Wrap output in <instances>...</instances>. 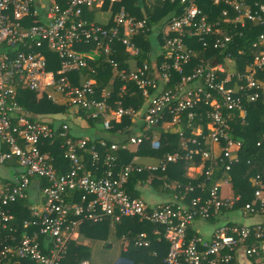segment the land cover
<instances>
[{
  "label": "built area",
  "instance_id": "built-area-1",
  "mask_svg": "<svg viewBox=\"0 0 264 264\" xmlns=\"http://www.w3.org/2000/svg\"><path fill=\"white\" fill-rule=\"evenodd\" d=\"M63 1H66L64 7L59 0H51L48 20L43 21L33 12L36 0H0V140L8 148L0 152V163L16 160L21 167L18 179L12 184L0 179V226L12 233L11 244L0 251L1 258L12 264L27 260L35 264H62L71 235L80 223L114 225L124 219H137L153 225L154 234L168 243L162 264H264L261 257L264 223L245 224L224 218L227 213L264 216L263 176L258 174L252 178L256 187L254 200L242 207L238 208L241 196L226 198L221 194L222 187L231 182L230 172L241 162L242 142L232 138V122L238 113L243 122L246 121L245 101L255 104L264 100V81L255 76L257 70H264V32L254 43L258 53L250 69L243 74L229 72L228 65L234 62L230 56L226 63L199 66L187 72L193 55L187 48L189 40L197 39L207 47V39H211L214 49H227L233 41L231 30L220 26L221 22H210L194 0H154L180 1L187 5L182 13L159 28L157 34L163 40L166 61L170 60L171 64L165 62L158 77L149 74L147 63L135 73H127L110 58L114 44L118 42L126 51L137 55L139 48L133 38L151 32L147 19H137L120 6L113 24L103 27L87 21L85 12L106 4L113 6L121 0ZM213 2L215 5L224 3L235 12L231 19L229 9H225L220 21L234 23L239 33L248 22L264 26V0ZM93 44L112 65L116 78L136 82L146 95L149 89L155 90L142 113L144 134L114 144L92 142L74 137L67 123L39 118L19 103L20 90L42 94L47 100L71 109L70 114L85 110L93 119L102 118L107 131L112 129L111 117L116 121L127 116L137 117L136 111L122 105L114 108L112 93L106 88L98 91L95 81L82 85L71 82L72 72L88 65L75 48ZM46 50L58 55L60 67L57 71L49 69ZM240 54L243 53L240 51ZM173 72L181 76V82L168 89L172 85ZM203 108H206L202 114L205 113L204 119L208 121L209 133L205 135L201 128L196 130L202 132L193 131L195 137L180 146V150L167 153L160 168L181 159L194 162L199 156L204 162L225 164L222 178L208 189L204 188L207 182L188 186L171 202L149 204L143 198L131 196L126 190L130 175L145 170L154 172L158 168L134 163L119 166L117 153L129 145H141L156 138L152 130L162 120L176 126L186 115L191 126L199 116L197 110ZM181 135L184 136L183 132ZM57 140L70 163L66 173H60L53 158L42 151L47 141ZM205 140L208 149L203 148ZM85 153L91 156L97 174L86 169ZM101 160L104 161L100 169L97 165ZM212 170L206 171L207 177ZM33 178L45 182L42 187L44 202L32 208L31 219L24 222L23 234L18 237L11 226L15 218L8 207L27 198ZM196 190L207 192L202 195ZM197 220L215 224L208 238L189 233ZM148 239L146 233H140L134 244L146 248L150 244ZM130 245L131 241L125 240V251Z\"/></svg>",
  "mask_w": 264,
  "mask_h": 264
},
{
  "label": "trees",
  "instance_id": "trees-1",
  "mask_svg": "<svg viewBox=\"0 0 264 264\" xmlns=\"http://www.w3.org/2000/svg\"><path fill=\"white\" fill-rule=\"evenodd\" d=\"M195 4L207 15L208 19L212 23L221 22L220 26L222 25L223 28L227 30H231V34L233 35V41L229 44V47L227 49H214L212 47V40L207 39L209 42V45L207 47L202 43L199 42L197 39L189 40L187 43V48L191 51L193 54L191 57V64L189 65V69L187 72H190V70L193 71L194 68L199 66H214L220 63H226L227 58L230 56L233 58L234 62L238 63L239 69L243 71H247V69H250V65L253 63L255 56L257 55V50L253 46L256 42L258 36L264 32V26H258L254 23H247V26L241 30L239 33L238 30L235 28L234 23H224V21H220L223 17V11L225 9H229V18L235 17V12L228 7L226 4L222 3L220 5L213 4L212 0H194ZM138 2L144 3L145 0H122V4L126 6V9L128 13L132 16L137 17V19H145V17H148L147 23L150 27L152 26H158L159 28L164 27L167 24V21H169L173 16L179 15L184 10L186 4H182L179 2L171 3V2H160L161 4L157 8V11L151 15L152 13L145 10H141L138 8ZM61 6L66 5V1L61 0ZM107 6H111L109 4H106ZM117 8V6H115ZM114 7V8H115ZM118 10V9H117ZM116 10V11H117ZM157 28V27H156ZM160 41H163L161 36L159 37ZM158 38V39H159ZM134 41H136L137 46L140 49L139 55H132L135 59H138L140 63L146 62L149 67H151V54L152 51H154V39L150 36V32L147 34H141L133 38ZM81 49V50H80ZM82 49L85 50H93L97 49V45H82L75 48V51L82 55ZM114 51L111 54L110 58L117 61L120 65L124 62V59L128 57V53L125 52V47L122 46L120 43L116 42L114 44ZM240 51L243 54H240ZM46 55L48 57V60H53V63L49 65L50 70H57L60 67V60L56 53L51 52L49 50H46ZM86 60V57L83 58ZM122 60V61H121ZM88 60H86L87 62ZM50 62V61H49ZM167 62V61H165ZM170 63V60L167 62ZM87 67L80 68L75 73H83L85 74L86 78H96L98 83L96 86V89L98 91L108 88L110 91L113 92L112 100L113 102H116V100H122L123 101V107L125 109H132L134 111H139L147 102L148 98L144 96V93L142 90H140L139 86L136 84V82H130L127 79L122 80L121 77L119 78V81H115L114 86H109V82L113 75V67L112 65L106 60L104 55H101L97 60L94 62H87ZM232 64V63H230ZM228 65V67L230 66ZM163 65V64H162ZM230 69V68H229ZM163 72V69H160V73ZM258 79L264 81V70H257L256 75ZM71 79V78H70ZM77 81V80H76ZM74 82L75 85H82L78 81ZM72 82V81H71ZM181 82V76L173 72V80L172 85L168 87L170 89L173 88L177 83ZM73 83V84H74ZM126 84V88L130 91L129 93H126L124 96L120 95L123 85ZM167 88V87H166ZM155 90L149 89V95H151ZM24 95L26 96V101L21 100V104L24 108H26L29 112H32L34 115L38 114H47V113H64V114H70L71 109L65 107L64 105L56 104L54 102H51L46 99V97L42 94H37L34 92H24ZM246 109H247V118L246 121L243 122L242 118L240 117V114L238 113L235 117V120L232 122L233 126V132H232V138L236 141L242 142V149L240 152V158L241 162L237 164L232 171L230 172L231 181L234 185V188L236 190L237 196H241V201L238 204V208L242 207L248 203H251L254 200L255 197V190L256 187L253 185L252 178L256 175L260 174L264 178V100L259 101L255 104H250L246 102ZM113 104V103H112ZM116 107V105H113ZM207 110H210L209 107H206ZM198 109L197 113L199 114L196 122H194L191 126L189 125L188 118L185 116L182 117V122L179 123V131L178 133H170V136H168V143L167 148L164 150V154L167 153H173L175 151L180 150L178 147V143L182 135H180V132H183L184 137H186L187 140L193 139L195 136L193 135V131H195L198 128L205 129L204 134H208V131L206 129L207 127V119H204V114L202 112L204 109ZM87 114L88 112L85 110H80L78 114ZM201 114L203 116H201ZM92 121V124L98 125L102 122V118L98 119H90ZM131 119L129 116H127L124 119L123 125L120 127H124L125 125L131 124ZM119 128V126H117ZM181 136V137H180ZM206 141H203V148L208 149L209 144H206ZM260 143V145H259ZM60 140H57L53 142L52 144L50 141H47L46 146L42 148L43 152L46 151H53L54 155L59 161L63 160V153L59 148ZM150 152V150L145 151V153ZM183 152V150H181ZM105 154V153H104ZM196 161H201L200 157L197 156ZM248 161L251 163L249 164ZM130 162V156L127 157L126 160H122L120 165L126 164ZM187 161L185 159H181V161L177 162L176 164H171V166L168 168L167 172H157L155 173V178L153 182V186H158L159 184L162 185L163 181L159 179L160 177H166V179H171L174 181H178L179 183L186 185L190 181L186 177V173L184 171L185 165ZM88 167L93 169V167L88 164ZM210 168H212L213 172L210 176L203 175L201 176L200 180L204 179L202 182H207L204 185L205 189H208L212 183H214L216 180L221 179L225 164L221 163L220 161H207L205 162V170L208 171ZM158 175V176H157ZM150 175L147 172L144 173H137L134 172L129 177V182L126 186L127 192L133 196L138 197L139 192L135 190L136 185L139 183V181L146 180L147 177ZM208 179V180H206ZM198 180V181H200ZM264 182V180H263ZM45 183V182H44ZM194 183V182H193ZM197 186V185H194ZM178 192V191H176ZM196 193H201L202 195H205L207 191L199 192V190L195 191ZM30 202L28 199L20 200L19 202L14 203V205H10V208L12 209V212L14 213L15 219L12 221L14 228H18L21 224L23 219H26L29 217V213L27 211L28 204ZM23 209L25 211H23ZM22 213L25 215L22 216ZM129 220V219H127ZM84 225H88L87 228H94L98 229V227L92 226L90 223H86ZM102 225V224H101ZM100 226V225H99ZM104 228V227H103ZM17 230V229H16ZM101 232H103L104 229H99ZM144 230L143 226H137L134 229V233L131 235V238L136 235L135 233ZM18 233L15 234V236L21 237L23 234L22 228L18 229ZM8 231H2L0 226V251L1 249L7 244H11L10 237L8 236ZM10 235V234H9ZM163 247V251H161L160 256H165L167 245L161 246ZM159 245L156 243H153V247L151 249H136L133 246L131 247L129 253H127V257L131 259L133 262L137 263L140 261H148L149 263H152L154 261H157L156 259H152L150 256V252L158 250ZM82 257H77V260ZM162 259H159L157 262L160 263ZM0 264H12L11 262L2 259L0 255ZM22 264H35L34 262L27 260L24 261Z\"/></svg>",
  "mask_w": 264,
  "mask_h": 264
},
{
  "label": "crops",
  "instance_id": "crops-1",
  "mask_svg": "<svg viewBox=\"0 0 264 264\" xmlns=\"http://www.w3.org/2000/svg\"><path fill=\"white\" fill-rule=\"evenodd\" d=\"M59 2H61V0H59ZM50 3H51V0H36L34 4V8H33V12L36 13V18H38L39 20H43V21L48 20L47 11L49 9ZM138 4H139L138 8H140L142 11L145 10L147 11V13L149 11L152 13L151 15H153L157 11V8L159 7L161 3L159 1H154V0H145V4L141 2H138ZM115 6H117V8ZM120 6H124L126 8V6L122 4V0H121L119 3L114 4L113 6L105 5L103 7H98V8H94L91 10H87L85 12V18L89 22H94L103 27H109L113 24V19L116 14V10L119 9ZM145 19H148V17H145ZM156 27L152 26L151 27L152 30L150 32V36L152 37V39H154V42H153L154 51H152L151 58H150L151 67H150L149 74L152 75L153 77L159 76L161 66L166 61V57L164 55L162 44H161L162 41H160V38L157 36L159 32V27L158 28ZM93 50H99V49H93ZM87 52L89 51L82 49L81 53L85 55L86 60H88L87 61L88 63L89 61L94 62L95 60L98 59V58L87 57L86 56ZM125 52L128 53L127 54L128 57L124 59V62L121 65L120 64L119 65H120V68L124 69L127 73H130V72L135 73L138 69H140V67L144 63H146V62L140 63L138 59H135L132 56L134 54L126 50ZM139 53H140V49H139ZM139 53L137 55H139ZM49 61H50L49 63L51 64L53 63V60L49 59ZM229 68H230L229 72L231 73L243 74L246 71L245 70L242 72L239 69L237 62H233L232 64H230ZM52 71H57V70H52ZM70 78H71L72 83H74L76 80L80 84H84L88 81H95L96 84L98 83L96 78H86L85 74L81 72L80 73L72 72V74L70 75ZM117 80L119 81V78H116V71L113 69V75L109 82V86H114V83ZM126 87H127L126 84L123 85L120 95L124 96L126 93L130 92ZM24 92H28V91L27 90L19 91V95H18L19 103L21 102V100L24 102L26 101L25 99L26 96L24 95ZM110 92L112 93V97H113V92L112 91ZM142 92L144 93V96L148 98V100L150 96H152V94L146 95L143 90ZM57 98L60 99L61 98L60 95H57ZM111 101L113 105H116V107L117 105L123 106L122 100H118V101L116 100V102H113V100L111 99ZM146 104L139 111H136L138 113L137 117L135 118L129 117L132 121L130 125H125L124 127H120L121 125H123L124 119L126 117L123 118L121 121H116L113 117H111L112 129L109 131L104 129L103 120L100 124L94 126L92 124V121H90V119H93V118L91 117L89 113L83 115L81 113L64 114V113L54 112V113H47V114H38L36 116H39V118H43V119L45 118L50 119L57 123L58 122L67 123L70 126L71 134L76 138H84L92 142L106 141V142H109V144L111 143L114 144V143H119L120 141L128 139L130 137H138L145 133L144 123L142 121L143 119L142 113L146 107ZM32 115L34 114L32 113ZM49 116H52V117L50 118ZM117 126H119V128H117ZM201 129L203 130V132L205 131V129L203 128ZM202 130H196L194 132L198 133V131L202 132ZM178 131H179L178 125L172 126L170 123H166V120L164 121L162 120L152 130V136H156V138H154L151 141L146 140L141 145H132V146L129 145V147L126 150H122L117 153V156H118L117 162L119 166H124L125 164L120 165L122 160L123 159L126 160L127 157L130 156L129 163H134L135 165H138L141 167H157L158 168V170L154 172H150V171L148 172L147 170L141 172V173L147 172L150 176L147 177L146 180L139 181V183L136 185L135 190L139 192L138 198H142V196H140V192L142 190H146V191L152 192L157 198H160L162 200L160 202H153V203L171 202L174 200V197L177 193L184 192L186 187L198 185L204 180V179L200 180L201 176L206 175L205 162L201 160L198 162L194 161V162L186 163L184 171L186 173V177L190 181L188 184L183 185L179 183L178 181L166 179V177H160L159 179L163 181V184L162 185L159 184L157 187L153 186L155 173L160 172V171L167 172L171 164H176V163H169L165 166L164 169L160 168L164 164V161H165L164 157L166 154H164V150L167 148V145H169L168 136H170V133L174 134V133H178ZM207 131L209 133L208 129ZM179 134L181 135V132ZM185 142L188 143L186 137L182 136L179 140L178 147L182 146ZM46 144L44 146H46ZM7 149L8 148L6 147V145L0 140V152H4ZM148 150H150V152L145 153V151H148ZM45 153H48V155L53 158L54 165L60 173H66L69 170L70 163L64 157L63 151H62L63 153L62 161H59L56 158L52 150L46 151ZM83 161L88 171H91L95 174L98 173V170H96V167L93 165L94 163L91 161L90 155L85 153L83 157ZM103 161L101 160L99 164L97 165L100 169L102 168ZM129 163H126V164H129ZM88 164H90L93 167V169L89 168ZM0 171H1L0 179H2L4 182L12 184L13 182L16 181V179H18V176L21 172V167L19 166L16 160H13L11 162L4 163V164L0 163ZM43 184L44 182H41L38 178H33L29 186V189L27 192L28 195L26 198L30 202L27 207L29 217L26 219H23L21 224L17 223L18 225H20L18 228H14L13 222L11 223L12 228H14V230L17 231L16 233L19 232L18 229L22 228L25 221L31 219L32 208L42 206L44 202L43 195H42ZM221 194L223 197H226V198L237 197L236 190L234 188L232 181L228 185H224L222 187ZM11 205H14V203ZM8 210L14 216V213L12 212V209L10 208V206L8 207ZM23 211L25 210L23 209ZM23 215H25V213L24 214L22 213V216ZM235 220L240 221L245 224L264 223V216L259 215V216L243 217V215L241 216L237 213L235 214ZM84 224L86 223H80L77 229L75 230V232L71 235V240L68 244L67 256L64 259L62 264H79L80 262H84V261H88L90 264H115V263L116 264H162V260L166 257V254L168 252V243L164 240H160V236L154 234L153 232L154 226L148 223H141L137 219H129V220L124 219L120 223H116L114 225H110L109 223H103L102 225L99 224L100 226L92 224V226L98 227V229L87 228L88 225H84ZM214 225L215 224L211 222L197 220L192 225L189 233L193 236L197 235L203 238H208L212 233V229L214 228ZM137 226H143L144 230L135 233L136 235H134V237L131 238V235L134 233V229ZM99 229H104V230L103 232H101ZM1 230L8 231L7 233L8 236L10 238L12 237V233L10 230H3L2 227H1ZM140 233H146L148 235V238H149L148 241L150 244L146 248L145 247L139 248L134 244V239ZM125 240L131 241V245L128 251H125V247H124ZM86 243H89L91 245V250L89 246L85 245ZM153 243L158 244L159 249L150 252V256L152 259H156L157 261L159 259H162L160 263H158L157 261H154L152 263H149L148 261H140V262L135 263L131 259H129L126 255L127 253H129L132 246L136 249L146 250V249H151L153 247ZM115 244H117L120 247V251H121L120 252L121 254L118 256L119 257L118 261L117 259L112 258L113 254L111 251L108 250L112 248L113 245ZM163 245H167V250H166L165 256L161 257L160 253L161 251H163V247L161 248V246ZM79 256L82 258L77 260V257ZM261 257L264 260V243L262 244Z\"/></svg>",
  "mask_w": 264,
  "mask_h": 264
},
{
  "label": "rangeland",
  "instance_id": "rangeland-1",
  "mask_svg": "<svg viewBox=\"0 0 264 264\" xmlns=\"http://www.w3.org/2000/svg\"><path fill=\"white\" fill-rule=\"evenodd\" d=\"M82 55H84V54H82ZM101 55L102 54H101V51L100 50H91V51H89V52L86 53V56L87 57H90V58H99ZM0 173H1V171H0ZM140 196H142V198L146 202H148L149 204H157V203H153V202H160V201H162L160 198H157L152 192L146 191V190H142L140 192ZM224 218H227V219L234 218L235 219V214L234 213H227L224 216ZM210 228H211V226H210ZM85 245L86 246H89V248L91 250V245L89 243H86ZM108 250L112 252V254H113V257L112 258L117 259V261H118V259H119L118 256L121 254L120 253L121 252L120 251V247L117 244H115V245H113L112 248H110Z\"/></svg>",
  "mask_w": 264,
  "mask_h": 264
}]
</instances>
